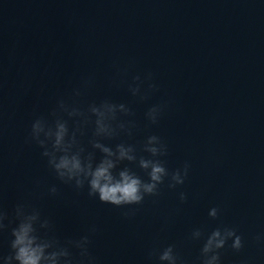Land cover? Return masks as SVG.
Returning <instances> with one entry per match:
<instances>
[{"label": "clouds", "instance_id": "obj_1", "mask_svg": "<svg viewBox=\"0 0 264 264\" xmlns=\"http://www.w3.org/2000/svg\"><path fill=\"white\" fill-rule=\"evenodd\" d=\"M151 78L149 74L147 79ZM135 79L139 80V77ZM155 88V84H148L149 90ZM131 90L135 95L140 92V86L137 85ZM79 94L77 91L76 95ZM71 104L75 103L59 100L57 109L52 113L54 120L50 123L42 116L37 117L31 125L29 135V140L43 149L42 156L47 158L48 166L62 183L70 184L76 190L87 187L88 197L98 199L103 204L129 207L130 211L124 213L125 217L134 214L135 210L131 206L142 205L146 197L158 196L160 186L165 183L166 178L169 188L174 189L185 183L190 164L185 162L182 169L169 172L164 162L157 159L167 154V147L156 135L149 136L142 149L155 159L143 156L138 158L137 149L131 144L118 143L113 148L102 142L116 138L122 131H128V125L118 121L116 113L117 106L125 109L124 104L117 105L104 101L101 103L103 111L101 108L92 107L90 114L79 107H76L75 113L67 111L65 106ZM62 108L65 110L61 111ZM164 108L165 105L160 104L148 110L146 117L150 123L158 122ZM77 113L82 115L83 119L76 120V126L70 129L64 114L72 118ZM123 113L128 114L129 109L126 108ZM93 116L94 121L91 119ZM90 123L94 124V131L89 144L101 154L98 161L95 152L86 151L78 138V134L82 136L84 127ZM44 126L47 127V132L41 137L40 132ZM124 161L130 163L138 161V167L145 171L147 180L130 167L119 168ZM57 191L55 186L49 189L52 195L57 194ZM179 198L181 202L186 201V193L181 192ZM208 215L213 219L218 218L219 209L211 208ZM6 218V214L0 213V219ZM15 221L16 226L11 228V251L7 256L0 257L3 264H13V261H18V264H97V258L90 251L92 243L90 234L96 232L95 226L89 229L90 234L61 242L56 236L48 234L52 225L47 218L42 219L41 213L35 208L29 210L23 205H18L15 209ZM6 227L8 226L0 223V230ZM41 229L48 231L41 233ZM204 235L201 229H196L192 233L194 239H201ZM229 240L232 241L230 245L232 249L239 251L243 247V239L235 228L217 227L207 234L201 248V264H220V250L225 248ZM70 248L78 249V255L74 256ZM46 249L51 251L46 254ZM156 255L161 262L178 264L179 256L174 252L173 245L165 247L162 251L153 250L149 253L150 257Z\"/></svg>", "mask_w": 264, "mask_h": 264}, {"label": "water", "instance_id": "obj_2", "mask_svg": "<svg viewBox=\"0 0 264 264\" xmlns=\"http://www.w3.org/2000/svg\"><path fill=\"white\" fill-rule=\"evenodd\" d=\"M235 228L220 264H264V0H242L232 141L217 227Z\"/></svg>", "mask_w": 264, "mask_h": 264}]
</instances>
